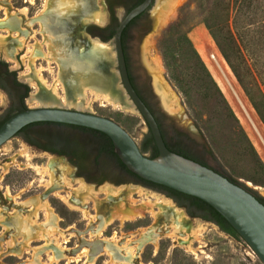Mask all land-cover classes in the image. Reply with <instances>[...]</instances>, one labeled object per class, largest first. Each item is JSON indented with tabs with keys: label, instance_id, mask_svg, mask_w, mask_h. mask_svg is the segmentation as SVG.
I'll return each instance as SVG.
<instances>
[{
	"label": "rangeland",
	"instance_id": "rangeland-1",
	"mask_svg": "<svg viewBox=\"0 0 264 264\" xmlns=\"http://www.w3.org/2000/svg\"><path fill=\"white\" fill-rule=\"evenodd\" d=\"M73 1L68 0L67 4L72 5ZM80 1L83 3L87 0ZM103 1L105 4V0ZM169 1L163 0L161 3L157 0V12L153 20L146 21L141 28L135 26L133 34L127 38L132 68L138 75V87L159 114L171 142H175L171 138L174 133L184 132L186 135L179 138L191 153L264 197V185L254 184L250 180L256 175L257 168L235 131L229 132L213 116H209L195 92L183 93L173 79L165 57V51L171 50L180 70H184L185 54L189 49L186 39L191 41L222 89L264 165V0H248V7L239 5V0H182L179 5L172 6L169 9L171 14L165 17L164 6ZM57 2L58 9H66V4L61 2L60 5V2ZM93 2L105 13L106 6L102 7L101 0ZM50 3L51 0H33L32 3L28 0H0V60L6 63L9 71H15L19 81L29 87V93L24 99L26 107L75 109L111 118L130 134L141 150V141L147 132L146 124L121 83L113 40L102 38L106 36V27L111 23L109 24L107 18L101 23L89 20L85 31H82L75 20L65 22V18L61 17V10L48 11ZM23 7L27 8L26 15L19 10ZM152 9L154 11L155 5ZM115 13L120 17L119 9ZM163 18L166 20L162 21ZM176 23L180 25L174 32H170L171 25ZM211 25L221 36L229 34L235 39L237 51L232 52L228 47L225 49L231 53L229 55L232 60L239 66L241 83L236 79L213 39L209 30ZM62 34L69 40L67 47L74 48L76 53L87 49L86 45L90 42L88 36L108 44L110 55L102 56L96 61L95 68L101 76L110 79L111 87L108 90L100 84V88L112 99L116 97L117 102L124 107L108 104L102 96H95L89 89L85 90L83 103L76 105L74 99L71 102L66 99L60 83L56 85L59 94L54 102H34V99H30L33 94L37 96L39 93L51 91L60 70L61 59L60 54L57 55L53 40ZM18 44L21 49L18 48V54L15 53L13 61H9L5 58L3 47L12 49ZM39 45L42 51H49L52 57L49 63L51 71L41 70V75L47 82L45 88L42 85L39 88L30 85L33 81L37 83V77L32 74V80L28 81L26 74L28 58L25 55H29L26 49L39 48ZM213 55L217 57V61L212 58ZM139 61L147 68V75ZM47 65V60L40 57L35 59L34 65L31 66L36 69ZM155 76L164 83L167 93L189 113L191 120L201 131L202 141L196 140L173 120L164 116L159 106L160 100L164 107L161 96L156 91ZM149 85L158 93L159 100L150 92ZM10 105L7 93L0 88V115ZM179 109L177 106L175 111ZM32 133L33 138L41 139L37 136L36 129H33ZM144 154L149 156V152ZM55 155L56 153L38 148L23 138L0 155V186L3 187L0 195V264H263L242 237L229 235L209 220L189 215L185 207L177 205L171 197L160 191L129 182L127 174L118 171L114 161L101 158L99 165H96L92 156L81 163L71 156ZM49 156L62 162V171L52 167L49 172L38 173L33 167L42 169ZM72 160L78 161V165L72 164ZM4 163H10L6 171ZM50 175L59 180L60 188L57 190L62 194L70 193L74 198H79L81 195H75L72 191L82 184L89 188L90 192L97 194L84 205L87 214L69 207L52 191L46 201L53 210L52 214L57 215L59 220H48L44 210L39 211L38 219L34 223L29 220L32 213L29 209L31 202L37 199L44 201L40 196L49 186L55 185ZM62 179L68 180L69 184L66 185V181ZM95 183L101 185L94 187ZM108 185L123 189L126 193L123 201L126 208L143 207L153 203V209L159 212L155 195H159L160 199L170 198L169 203L179 208L184 217L185 229L179 232L192 241V250L185 243L166 235V232L171 230L172 222L168 220L167 214L161 213L154 217L150 212H145L135 220L122 223L117 219L98 236L96 233L104 223L108 208L122 209L118 199L110 196V191L106 189ZM7 187L11 195L4 194ZM137 190H141L140 194ZM155 236H158L156 242ZM117 239H120L118 243L115 242ZM124 240L133 250L126 252V257L120 255L125 252L120 245ZM108 251L111 253L108 254Z\"/></svg>",
	"mask_w": 264,
	"mask_h": 264
},
{
	"label": "water",
	"instance_id": "water-1",
	"mask_svg": "<svg viewBox=\"0 0 264 264\" xmlns=\"http://www.w3.org/2000/svg\"><path fill=\"white\" fill-rule=\"evenodd\" d=\"M149 3L150 0H143L133 7L118 23L113 37L109 40H113L121 83L132 105L143 118L147 130L151 132L158 154L155 157H148L142 153L130 134L111 118L75 109L27 107L12 114L0 125V155L21 139L16 133L23 126L33 122L65 123L102 132L111 140L114 153L128 171L143 180L166 186L209 204L244 239L264 264V203L253 192L233 183L213 169L171 151L164 142L154 114L136 92L130 80L121 39L122 31ZM101 4L105 8L103 0ZM87 24V22L81 23L79 28L85 31ZM157 98L159 100L158 95ZM159 106L164 116L173 120L196 140L202 141L200 129L191 120L181 103H179L180 109L175 112L165 110L160 100ZM55 156L58 157V154ZM100 185L95 183L94 187ZM1 188L3 187L0 186V195ZM49 194L50 191H45L46 197ZM209 222L217 225L212 221Z\"/></svg>",
	"mask_w": 264,
	"mask_h": 264
},
{
	"label": "trees",
	"instance_id": "trees-1",
	"mask_svg": "<svg viewBox=\"0 0 264 264\" xmlns=\"http://www.w3.org/2000/svg\"><path fill=\"white\" fill-rule=\"evenodd\" d=\"M242 4L248 7L249 1L239 0V5ZM116 25L117 23L108 25L106 27L107 34L102 38L105 40L111 39L114 35ZM179 25L180 23L171 25L169 31L174 32V30ZM209 30L222 55L229 64L236 79L241 83L242 77L239 71V66L232 60V57L229 55L231 53L226 51L225 49V47H228L232 52H236L237 47L235 39L229 34L221 36V34L216 31V29H214L213 25L209 27ZM121 39L123 44V37H121ZM186 41L188 43L189 49L185 54L184 61L186 65L185 67L183 66L184 70H180V67L177 65V59L175 56H172L171 50L167 49L165 51V57L167 59L169 68L173 73V79L177 83L178 87L183 91V93L188 94L191 92H195V94L201 100L203 108L207 112V114L209 116H213V118L217 120L219 124L223 126V128L227 129L229 132L235 131L240 141L244 145V150L253 159L257 168L256 175L250 180L254 184L264 185V165L259 160L252 143L247 137L243 127L241 126L236 114L228 103L219 84L217 83L212 73L200 57L199 53L191 44V41L188 39H186ZM0 74L3 75L4 78H6H0V87L3 89L5 87L11 95H13L14 92L18 94L17 98H14V101L7 108L5 114L0 115L1 125L3 121H5L12 114L27 108L24 103V99L27 96L29 87L26 84L15 80V72L9 71L4 61H0ZM130 80L132 82L131 76ZM5 82H8L9 84L7 85ZM139 96L154 114L160 127L166 146L171 151L206 166V163L203 160L198 158L195 154L191 153L182 144V141L179 137L182 135H186L184 132L174 133L171 138L174 139L175 142L170 141V139L166 135V131L161 122L159 114L153 109V107L148 101H146L140 94ZM33 129L37 130V136L41 137V139L36 140L35 138H33ZM21 131L24 132V139L28 143L38 148L55 152L59 155H71L78 161H81V163H84V160H86L90 156L93 157V161L96 165H99L101 158H108L115 162L116 168L121 173L132 175L137 180L147 186L163 190L167 195L173 198L177 205L185 207L189 215L201 217L203 219L212 221L217 224L223 232L232 236H238V234L231 227V225L206 202L196 197L168 188L166 186L143 180L128 171L125 165L121 163L117 155L114 153L111 140L108 138L107 135L102 132L83 126L49 121L29 123L23 126L16 134ZM141 152H149L148 157H155L158 154L154 139L149 130H147V132L144 134L143 139L141 141ZM221 175L227 177L233 183L239 184L244 188L250 190L262 203H264V197L258 195L255 191H253L243 183L239 182L236 178L226 174ZM87 180L89 179L87 178Z\"/></svg>",
	"mask_w": 264,
	"mask_h": 264
},
{
	"label": "bare ground",
	"instance_id": "bare-ground-1",
	"mask_svg": "<svg viewBox=\"0 0 264 264\" xmlns=\"http://www.w3.org/2000/svg\"><path fill=\"white\" fill-rule=\"evenodd\" d=\"M30 3L33 2V0H28ZM57 1L63 2L62 4H66L67 7L66 9H58L59 4ZM51 0V7H49L48 11H52L54 9L55 11H60L62 12L61 17L65 18V22H69L70 20L76 21V25L79 26L81 23H88V21L93 20L94 22H102L105 20V13L102 11V9L96 4V2H91V0H87L86 2L81 3L80 0H74L72 2V5H68L67 1L68 0ZM182 0H170L169 3L164 6L166 9L163 12L165 17H168L171 13L169 12V9L172 6H177L181 3ZM49 6V4H48ZM74 7V8H73ZM21 13L23 15H26L27 8L23 7L20 9ZM60 15V14H59ZM83 18H82V17ZM64 20V19H63ZM79 20V21H77ZM166 19H162V21H165ZM21 38V37H20ZM19 38V39H20ZM90 40V42L87 43L86 50H83L79 53H76L74 48L67 47L66 43H69L68 38L62 34L59 37H56L53 40V44L55 46V50L60 54V64H59V72L58 75L55 77V80L51 86V91L47 93H39L36 95L30 97V99H34V102L39 101V102H44V103H49V102H54L58 94L56 91V85L58 83L62 84V87L65 91L66 99L70 100V102L74 99L76 102V105H81L83 102L82 100L85 97V90L89 89L91 93H93L95 96H102L107 103H113L114 105H119L120 107H124L123 104H120L117 102V98L109 97L106 93H103V90L100 88V84L104 86L105 89L110 90L111 83L109 82L110 79L108 77L101 76L95 68V63L96 61L100 60L102 56L108 57L109 50L108 44L106 42H103L97 38H87ZM23 40V39H22ZM3 42V40H2ZM2 43L0 42V45ZM5 44V43H4ZM48 45V43H47ZM4 48V49H3ZM3 53L5 55V58L9 59V61H13L14 59V54L16 53L17 49L20 48V44L17 46H13L12 49L3 47ZM21 49V48H20ZM27 53L29 55H25L26 58H28L27 64V75H28V81L32 80V74L36 75L37 77V83L34 81L31 82L30 85L33 87H42L45 88L46 86V80L45 78L41 75V70H47L51 71V66L49 63L52 61V57L50 56L49 51H42L41 46L39 45V48H34V49H26ZM42 51V52H41ZM41 54V55H39ZM40 57L44 58L47 60V67L40 66L39 68L33 69L31 65H34L35 59H39ZM212 58L217 61V57L215 55L212 56ZM27 60V59H26ZM154 83L156 87V91L159 92L161 96V101L163 104V108L167 110L168 112H173L176 110L177 106L179 108V104L177 103V100L173 98L170 94L167 93V89L165 88L164 83L161 81V79L157 76L154 77ZM79 97L80 99H78ZM115 99V100H114ZM81 100V101H80ZM68 101H66L67 103ZM74 102V103H75ZM82 102V103H81ZM33 108V107H32ZM9 150V149H8ZM7 150V151H8ZM51 155V154H50ZM62 162L60 160H56L54 157H47L46 158V165L41 167L42 169L36 167V170L38 173L42 172H49L48 170L52 167H56L58 169H61L62 171ZM4 171L7 170V168L10 166V163H4ZM1 167V166H0ZM46 175V174H45ZM62 177V176H61ZM1 178V176H0ZM50 178L52 179V183L56 185V189H54V186L48 187L47 191H50V194L52 191H54V195L58 196L65 204H67L69 207L73 209H79L84 211L85 214L88 213L87 209L84 208L85 204L87 201L90 200L91 197H93L94 194L90 192L91 190L87 188L85 185H80V187L72 192L76 193L75 195H81L79 198H74L73 194L67 193V194H62L59 189L60 187L58 186L59 180H57L53 175H50ZM63 180V179H62ZM66 181V185L69 184L68 180H63ZM50 184V183H49ZM108 191H110L112 198L115 200L118 199V203L120 204L121 208H118L117 210H113V208L109 209L106 213L104 223L102 224L101 228L97 231V235H101V231L104 230L108 225H110L113 221L119 220L121 223L126 221V220H135L137 217H141L144 215L145 212H150L152 216L157 217L159 216V213L166 215L168 217V220L172 222L170 228L171 230L166 232V235L169 237H172L174 240L179 241L180 243H185L186 246L192 250L191 246V240H187L186 235L180 234V230L185 229L184 228V217L182 216L180 209L175 207L172 203H169L170 198H159V195H155L156 201H158L159 204V212L155 211L153 209L152 204L149 205H144L143 207H127L125 206V195L126 193L119 188H116L114 186L108 185L106 188ZM140 194L141 190H137ZM5 195H11L9 188L7 187L6 190H4ZM109 195V194H108ZM44 201H41L39 199L33 200L31 205L29 206L32 210L31 215L29 216V220L34 223L38 219V214L40 210H44L45 214L48 217V220L54 219L55 222L59 220V217L57 215L52 214V208L46 201V196L45 192L40 196ZM172 201V200H171ZM134 200L131 201L133 203ZM112 205V204H111ZM110 205V206H111ZM53 228V227H52ZM55 229V228H54ZM200 229V228H199ZM158 236L154 237V240L156 242ZM111 240V239H110ZM120 239L115 240L116 243H118ZM115 243V244H116ZM10 245V243H9ZM120 245L122 248L125 250L123 252L122 257H126V252H132V247L127 244V241H121ZM105 250V249H104ZM111 252L108 251V254ZM134 253V252H133ZM101 254V253H99ZM96 257V256H95ZM122 260H118V262H121ZM117 262V263H118Z\"/></svg>",
	"mask_w": 264,
	"mask_h": 264
},
{
	"label": "flooded vegetation",
	"instance_id": "flooded-vegetation-1",
	"mask_svg": "<svg viewBox=\"0 0 264 264\" xmlns=\"http://www.w3.org/2000/svg\"><path fill=\"white\" fill-rule=\"evenodd\" d=\"M143 0H105V6H106V11H105V18H107L109 20V24L111 23H118L124 18V16L133 8L135 7L136 5H138L139 3H141ZM159 2L163 3V0H158ZM159 3V4H161ZM155 5V9L153 11V6ZM156 5H157V0H150V3L148 4V6L142 11L140 12L139 14H137L136 16H134L129 22L128 24L125 26V28L123 29L122 31V36L123 37V49H124V55L126 57V65H127V70H128V74H129V77L131 76V79H132V84L136 90L137 93H139L146 101L147 98L145 96V94L141 91V89L138 87V84H137V74L134 73L133 71V68H132V63H131V56L128 52V43H127V38L133 34V29L136 27H142L143 24L146 22V21H152L153 20V17L155 16L157 10H156ZM120 10L121 11V15L120 17H118L115 13V11L117 10ZM20 10V9H19ZM116 25V27H117ZM90 30V27L88 28ZM144 31H146L144 29ZM18 54V52L16 53V55ZM2 61V60H0ZM140 66L142 67V69L145 71V74L147 75L148 74V70L147 68L145 67V65H143L140 61ZM15 72V71H14ZM0 78L3 79L4 76L0 74ZM14 78L16 81L18 82H21L19 81L17 78H16V73L14 74ZM6 79V78H4ZM23 83V82H22ZM26 84V83H24ZM154 87V86H153ZM1 88V87H0ZM3 89V88H1ZM8 97H9V100H10V103H12L14 101V98L16 99L18 94L16 92H14L13 95L9 94L8 90L4 87L3 89ZM149 90L150 92H152V94L156 97L158 95V93L153 90L152 88V85H149ZM155 91V92H154ZM29 93V91L27 92V94ZM7 110V109H6ZM6 110L3 112V114H5ZM24 132H19L18 134L16 135H19L21 138L24 139V136H23ZM15 135V136H16ZM25 140V139H24ZM26 141V140H25ZM42 149V148H41ZM45 150V149H44ZM48 151V150H47ZM51 152V151H49ZM52 153H55V152H52ZM57 154V153H56ZM59 155V154H58ZM70 157L71 155H67V157ZM72 157V156H71ZM206 163V166H208L209 168L215 170L216 172L220 173V174H224L222 171L216 169L215 167H213L211 164ZM72 164L74 165H78V161L76 160H72ZM128 179H129V182L131 183H139V184H142L144 186H147L145 184H143L142 182H140L139 180H137L134 176L132 175H127ZM128 182V180H127ZM119 185V184H117ZM147 187H150V186H147ZM151 189H155L157 191H160L164 194H166L163 190H159V189H156V188H152L150 187ZM167 195V194H166ZM169 196V195H167ZM170 197V196H169ZM172 198V197H171ZM173 199V198H172Z\"/></svg>",
	"mask_w": 264,
	"mask_h": 264
}]
</instances>
